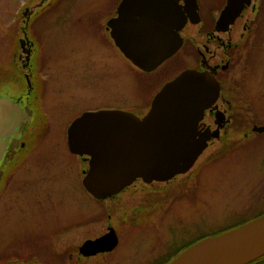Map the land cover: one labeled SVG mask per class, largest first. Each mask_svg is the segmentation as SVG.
<instances>
[{"label": "rangeland", "instance_id": "374dc122", "mask_svg": "<svg viewBox=\"0 0 264 264\" xmlns=\"http://www.w3.org/2000/svg\"><path fill=\"white\" fill-rule=\"evenodd\" d=\"M28 1L0 0V62L5 60L18 33L20 12ZM65 3V13L57 15L50 11L33 25L34 36L41 43L39 59L45 75L43 110L49 127L23 175L31 177L34 172L33 175L42 177V183L37 185L51 188L54 207L62 199L64 220L81 219L82 215L89 220L104 214L103 202L83 186L82 162L67 145L68 126L86 111L99 108L129 111L145 106L158 85L174 75L189 58L188 52L181 50L162 64L157 73L142 77L107 44L104 32L99 30L109 8L103 7L107 5L105 0ZM261 25L264 27V19ZM262 31L261 40L238 67L240 77L234 82L245 98L248 115L253 114L258 122H264V28ZM94 75L99 79L94 80ZM245 127L235 126L230 135L235 139L233 143L224 144L210 154L206 163L194 169L190 185L183 183L181 190L170 188L164 194L153 193L155 216L146 218L143 224L119 229L120 244L113 254L117 264H167L178 249L199 238L228 232L264 215V133L245 138ZM200 156L194 165L200 162ZM24 183L28 181L22 182V187H26ZM129 195V191H121L117 201L125 203L132 197ZM20 203V211L4 218L0 228L3 236H27L49 218L44 212L35 211L36 205L31 200ZM108 203L111 201L104 202ZM158 251L166 253L156 260Z\"/></svg>", "mask_w": 264, "mask_h": 264}, {"label": "flooded vegetation", "instance_id": "af4514ba", "mask_svg": "<svg viewBox=\"0 0 264 264\" xmlns=\"http://www.w3.org/2000/svg\"><path fill=\"white\" fill-rule=\"evenodd\" d=\"M68 1L29 0L20 12L18 33L9 45L5 60L0 62V105L1 109L9 114H5L6 123H0V126H7L0 131V228L5 217L20 211V202L24 200H31L36 205L35 211L44 212L49 217L40 229H34L27 236L5 237L0 233V264H117L113 254L120 244L119 229L143 224L146 218L155 216L157 210L153 193L164 194V191L170 188L181 190L183 183L184 186L190 185V176L195 168L202 162V165L206 163L211 158L210 154L217 152L220 147L233 143L235 139H231L230 135L235 126H247L245 128L248 132L244 130L243 133L245 138L254 133L262 134L254 131V127L264 126V122L255 120L253 114L248 115L245 98L234 82L240 77L238 67L244 64L250 49L262 38L264 0H251L232 22L230 16L220 20L229 0H179L180 9L187 18L185 25L179 30L182 45L166 61L175 57L181 50H186L189 60L184 62L188 61V64L181 63L174 75L158 85L145 106L139 105L128 110L143 118L149 112L154 97L166 83L184 70L194 69L207 73L219 82L217 99L205 110L198 123L201 132L207 129L213 131L217 126H223L219 137L209 140L208 147L200 156V162L194 165L191 171L176 175L167 181L154 180L148 183L138 179L123 190L129 191L128 197L132 196L125 203L117 201L121 197L117 194L101 201L104 214L89 220L84 219L83 215L81 219L64 220L62 199H59L61 202H56L54 207V193L50 191L51 188L37 185L42 177L33 175L34 172L31 177H27L23 172L31 163L33 152L46 136L49 127V119L43 110L45 75L41 72L39 59L41 43L34 36L33 25L43 14L50 11L57 15L61 11L65 13L67 9L63 10V4ZM121 1L105 0L107 5L103 7L109 8L105 11L106 20L99 26V30L104 32L107 44L134 71L143 74L142 77H148L157 73L166 61L152 71H145L121 52L110 25L112 19L118 17ZM95 79L98 80L99 76L94 75ZM100 110L111 109H96ZM79 158L82 162L80 174L83 179L88 163L85 157ZM26 181L28 184L24 183L26 187H22V182ZM105 201L111 203L104 204ZM112 231H115L118 239L112 250L88 252L84 248L87 241L99 239ZM165 253L158 251L154 257L159 260ZM249 264H264V256Z\"/></svg>", "mask_w": 264, "mask_h": 264}, {"label": "water", "instance_id": "95a60500", "mask_svg": "<svg viewBox=\"0 0 264 264\" xmlns=\"http://www.w3.org/2000/svg\"><path fill=\"white\" fill-rule=\"evenodd\" d=\"M178 1L122 0L118 17L110 22L121 52L142 70L156 69L181 47L179 30L187 18ZM250 1L229 0L220 20L230 16V22L234 21ZM219 91L214 77L187 69L162 87L143 118L124 110L85 112L76 118L68 128V146L88 161L85 188L104 201L138 179L167 181L188 172L209 140L220 135L223 126L204 132L198 126ZM1 106L0 123H6L9 114ZM5 128L0 126V131ZM254 131L263 133L264 126H255ZM117 242L112 231L87 241L84 248L110 251ZM263 255L264 215L196 241L167 264H248Z\"/></svg>", "mask_w": 264, "mask_h": 264}, {"label": "trees", "instance_id": "16d2710c", "mask_svg": "<svg viewBox=\"0 0 264 264\" xmlns=\"http://www.w3.org/2000/svg\"><path fill=\"white\" fill-rule=\"evenodd\" d=\"M200 239H202V238H199V240H200ZM194 243H195V242H194ZM192 244H193V243L189 244L188 246H190V245H192ZM188 246H185V247H188ZM185 247H184V248H185ZM181 250H182V249H178V250L175 252L174 256L172 255L173 257H172L171 259H173L175 256H177V254H178ZM263 256H264V255H263ZM263 256H261V257H263ZM261 257H259V258H261ZM259 258H258V259H259ZM171 259H168L167 262H169ZM256 260H257V259H256ZM163 264H165V263H163Z\"/></svg>", "mask_w": 264, "mask_h": 264}]
</instances>
